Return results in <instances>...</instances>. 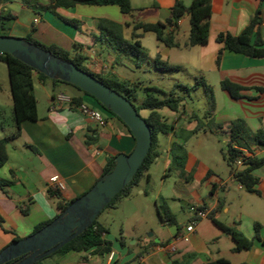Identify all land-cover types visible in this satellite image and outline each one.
Listing matches in <instances>:
<instances>
[{"label":"crops","instance_id":"crops-1","mask_svg":"<svg viewBox=\"0 0 264 264\" xmlns=\"http://www.w3.org/2000/svg\"><path fill=\"white\" fill-rule=\"evenodd\" d=\"M35 1L42 6L49 5L45 0ZM130 4L133 9L130 16H123L115 6L86 5L57 8L53 14L35 13L19 0H0V31L4 27L8 37H31L43 46H56L71 56H87L89 68L94 73L107 72L129 81L123 72H119V66L122 67L127 59L118 58L108 48L103 33L97 27V20H108L121 25L123 37L128 40L133 23H164L174 0H130ZM188 5L189 0L186 6ZM211 11L208 44L202 47L208 50H201V62L205 63L209 74H215L219 88L221 81L229 80L246 89L241 92V99L233 101L220 88L223 93L221 107L215 99L213 122L220 126V130L209 132L220 133L227 144L226 132L233 121H244L252 132L264 129V58L251 59L223 51L217 65L216 59L222 45L216 43L215 39L220 33L238 36L253 19H257L259 24L252 38L260 39L264 45V0H211ZM63 19L77 20L78 26H71ZM184 27L187 31L183 32L189 33L187 15L179 20L175 35ZM144 36L140 40L142 47ZM191 49L193 48L183 50ZM172 50L182 48L168 49L159 43L148 57L153 60L158 55L162 61L169 63ZM115 61L118 63L115 64ZM0 69L2 72V68ZM5 78L9 87L7 67ZM2 79L4 80V75ZM33 93L37 100L38 120L22 124L20 136L7 144V162L0 168V179L9 183L4 189L0 188V252L14 240L19 241L35 233L39 225L57 218L58 199L49 192L57 193L64 202L81 197L103 176L112 156L129 155L135 147L134 138L124 126L106 113H103L106 125L99 126L66 106L53 110L52 101L57 94H65L72 99L79 98L81 104L99 110L92 98L78 90L64 84L54 85L34 76ZM7 95H10V101L5 108L9 111L11 122L10 87ZM3 108L0 103V123ZM191 116L185 108V114L177 116L171 124L174 127L173 133L159 137L158 150L167 159L170 158L171 144L185 141L193 130L196 121ZM8 128L0 127V134H4L1 138L12 132V122ZM14 141H21L23 151L13 144ZM254 157L257 160L264 159V148H254ZM195 174L193 171L188 174L184 172V190H189L188 199L194 202L188 206V211L192 206L205 208L209 211V217L196 222L193 232L186 234L185 228L194 217L190 214L179 229L173 214L176 225L163 226L168 231L165 241L174 244V253L164 252L160 250L162 246L153 245L160 244L159 240L156 243L139 238L127 246L122 229L119 238L110 236L109 222L116 220L115 212L119 207L115 206L104 216H101L104 212L101 213L97 219L99 225L107 230L103 239L111 244L109 253H67L46 257L42 264H208L220 259L231 264H264V164L252 171V175L258 179V184L254 187L258 194L247 192L232 177L229 169L222 177L211 168L201 176L198 175L200 179ZM54 176L63 183L61 191L50 188L49 180ZM197 180L208 189V202L189 195ZM124 201L129 203L130 200L125 198ZM211 218L253 240L252 247L233 253V241L213 224ZM255 224L259 225L258 240L254 239ZM180 235H186L188 241L178 240ZM110 253H113L112 260H108Z\"/></svg>","mask_w":264,"mask_h":264},{"label":"trees","instance_id":"trees-1","mask_svg":"<svg viewBox=\"0 0 264 264\" xmlns=\"http://www.w3.org/2000/svg\"><path fill=\"white\" fill-rule=\"evenodd\" d=\"M23 2L35 13L40 12H51L55 14L57 8H74L77 5L86 6H115L119 9L123 16H130L133 13L131 8L130 0H45L48 2V6H42L36 3L35 0H19ZM187 15L189 18V33L187 41L184 44H180L176 39V29L178 27L179 20ZM211 0H189V5L186 6L184 0H174L173 6L169 10V16L164 23H142L136 22L132 24V32L128 40L123 37V27L117 23L108 20H97V27L103 33V38L108 44V48L116 54L118 58L124 57L128 60H133L135 63H151L157 71L170 72L177 71L179 67L169 66L167 62L162 61L157 55L152 61L149 60L148 54L145 49L141 46L140 40L145 34L152 33L155 35L157 42L164 45L168 49H190L194 47H204L208 44L209 29L211 20ZM67 24L77 27V20H65ZM259 22L257 19H253L249 26L238 36H232L228 33H220L216 36V43L222 45V49L218 52L216 64H219L220 57L223 51H228L234 54H239L251 59L264 58V45L263 42L255 38V28ZM0 36L8 37L7 30L2 27ZM25 41L42 48L45 51L50 52L55 57L72 63L78 69L91 75L104 85L111 88L125 100L132 104L137 113L140 116L141 111H147L148 115L146 118L141 117L144 122L149 126L151 131V147L145 157L143 163L139 167L137 173L134 175L129 184L110 202V204L101 212L108 209L114 208L120 200L130 196L133 189L138 187L139 183L143 180H148V171L152 163L160 156L161 152L158 150L159 137L167 136L172 134L174 127L168 125L163 116L158 111L162 109H168L178 116L185 114V106L182 104L183 101L180 98H176L173 92L165 93L158 89H145V95L142 100H138L137 89L138 84L131 83L130 81L121 79L114 74L107 72H101L99 74L94 73L90 68V62L87 56L75 55L71 56L68 52L58 48L56 46H43L33 40L31 37L24 39ZM0 63H3L7 67L10 94L12 100V132L5 135L0 139V168L3 167L7 162V151L6 146L10 141L17 139L21 134V126L24 122H36L38 120L37 115V100L33 93L34 90V76L42 81H49L52 84H64L70 86L83 95L92 98L98 105L99 110L102 113H106L109 116L115 118L120 122L127 130L130 136L131 133L128 128L110 111L105 110L93 97L82 92L71 84L64 83L59 80H50L43 74H40L33 70L28 65L21 61L13 58L9 54H0ZM118 63L115 61V64ZM176 88H180L185 93H188L191 88L183 85H176ZM202 88L205 93L207 113L206 119L209 123L207 129L212 132L220 130V126H217L213 122V116L215 113V98L213 89L204 80L196 79L195 85L192 89ZM221 90L233 101H237L242 98L241 92L246 89L230 82L229 80H223L220 83ZM162 94L163 99H158L155 95ZM75 105L82 103L81 99L73 98ZM191 119L196 122L199 121L198 117L194 114ZM0 127L5 128L3 115L1 114ZM201 131H206L204 128L199 129V125L191 132L188 137L194 136ZM228 135V142L226 144L225 151H221L222 158L229 167L230 174L241 186L245 187V190L249 193L258 194L254 187L258 184V179L252 175V171L264 164V159L257 160L255 157L248 158L245 161V167L242 170H238L234 166V162L240 155L238 149H245L250 153H254V148H264V129L252 132L246 123L242 120H236L229 124V129L226 132ZM169 155L172 160L176 161V164L182 169L184 168L185 151L181 144L172 143L169 148ZM115 156H112L104 169L103 175L112 171L115 165ZM184 173V172H182ZM7 181L0 179V188L4 189L8 186ZM53 196L57 197L58 202L56 208L59 216L67 207L75 200L64 202L60 200V196L55 192H49ZM157 214L160 222L166 226H175L176 220L173 213L166 206L156 205ZM100 213V214H101ZM209 217V216H208ZM98 219V217H97ZM95 220L92 225L86 229L78 237L70 241L68 244L63 246L60 250L52 254L62 255L67 253H85L93 252L97 255L107 254L111 250V244L105 241L102 235L107 233V230L99 225L98 220ZM213 224L224 234L228 235L234 243L232 249L233 253H238L244 250H249L253 245V240L245 238L241 233L233 228H229L216 220L212 219ZM1 223V218H0ZM48 223L39 225L34 232L42 229ZM255 238L258 240V224H255ZM18 240H14L16 242ZM168 243L165 242L160 244H154L155 246H165ZM39 261L35 264H42ZM208 264H231L226 260H216Z\"/></svg>","mask_w":264,"mask_h":264},{"label":"rangeland","instance_id":"rangeland-1","mask_svg":"<svg viewBox=\"0 0 264 264\" xmlns=\"http://www.w3.org/2000/svg\"><path fill=\"white\" fill-rule=\"evenodd\" d=\"M188 4V0L185 1ZM185 27L176 36L178 42L182 45L187 41L188 32ZM143 48L147 52L148 56L151 55L158 46V42L155 35L152 33L145 34L142 40ZM204 48V47H203ZM202 47H196L191 50H172L171 58L169 60V66H178L180 69L177 71L160 72L154 69L151 63H135L133 60H126L123 66H119V72L125 74L131 83L138 84L137 95L138 100H142L145 95V89H158L165 93L173 92L176 98H180L183 101V105L186 108L188 114H194L198 117L199 121L193 126L199 125V129L204 128L201 131L191 137H187L184 141H181V145L185 151L184 168H180L176 161L166 158L165 154L160 156L151 164L148 175V180H143L139 183L138 187L132 190L129 197V203L120 200L116 206H119L116 214V220L109 222L108 232L109 235L114 238H119L120 230L124 231V240L126 245H130L133 241L139 238H143L148 241L159 240L161 243L167 242L166 236L168 234L167 229L160 222L156 205H166L170 211L176 216L179 229L186 223L190 213L188 206L192 205L190 199H188V191L184 188V173H190L201 176L200 174L211 168L216 174L222 177L229 167L222 158L221 151H225L226 142L220 133H211L207 129L209 123L207 121V105L205 93L202 88L192 89L196 83V79L204 80L213 89L214 97L221 107V101L223 93L218 87L217 78L215 74H209L205 63L201 62V50ZM152 60L151 58H149ZM5 65L0 63V103L3 105V119L6 129L10 125L9 111L5 108L6 104H9L10 95L9 87L5 78ZM4 68V69H3ZM1 70V69H0ZM4 75V80L2 79ZM176 85L187 86L190 89L188 93H185L180 88H176ZM158 99H163L162 94L155 95ZM8 97V99H7ZM161 116L164 117L166 123L171 125L174 123L178 114L168 109H162L158 111ZM147 111H141L140 116L145 118ZM9 129V128H8ZM7 129V130H8ZM4 134H0V138ZM13 144L23 151L21 148V141H14ZM25 150V149H24ZM198 170V172H196ZM199 173V174H198ZM187 176V175H186ZM200 179V178H199ZM189 195L197 196L199 199L208 202V189L199 180L191 187ZM142 193V194H140ZM195 207V206H192ZM109 210V209H108ZM104 211L103 215L109 212ZM124 217L127 219L124 220Z\"/></svg>","mask_w":264,"mask_h":264},{"label":"water","instance_id":"water-1","mask_svg":"<svg viewBox=\"0 0 264 264\" xmlns=\"http://www.w3.org/2000/svg\"><path fill=\"white\" fill-rule=\"evenodd\" d=\"M0 54H9L50 80L71 84L116 116L135 140L131 154H119L111 172L73 201L42 229L5 247L0 264H35L82 234L129 184L151 147V131L135 108L102 82L24 39L0 36ZM176 229L175 227H173ZM158 243V240H155Z\"/></svg>","mask_w":264,"mask_h":264},{"label":"built area","instance_id":"built-area-1","mask_svg":"<svg viewBox=\"0 0 264 264\" xmlns=\"http://www.w3.org/2000/svg\"><path fill=\"white\" fill-rule=\"evenodd\" d=\"M262 20L264 22V15L262 16ZM35 22H37L35 20ZM53 110H58L61 109L62 107H68L70 109L75 110L76 112L80 113L82 116L90 119L91 121L95 122L99 126H105L106 125V120L103 116V113L100 110L92 109L86 104H80V105H75L72 101V98L65 94H57L54 96L53 101ZM240 152V155L234 162L235 168L238 170H241L245 167V161L248 158H251L254 156V153H250L245 149H238ZM49 185L50 188L53 189L54 191H61L63 189V183L60 181V179L57 176L52 177L49 180ZM189 213L194 217V219L191 221L189 226L185 228V233H191L193 232L194 225L196 222L205 219L209 215V211L205 208H198V207H191L189 209ZM104 237V235H102ZM178 240H182L184 242H187V236L186 235H180L178 237ZM160 250L167 252V253H174L175 252V246L174 244H167L165 246H162ZM113 258V253L109 254L108 260H112Z\"/></svg>","mask_w":264,"mask_h":264}]
</instances>
